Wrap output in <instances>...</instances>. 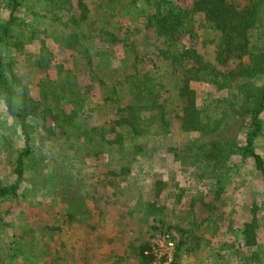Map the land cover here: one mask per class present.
<instances>
[{"label": "trees", "instance_id": "16d2710c", "mask_svg": "<svg viewBox=\"0 0 264 264\" xmlns=\"http://www.w3.org/2000/svg\"><path fill=\"white\" fill-rule=\"evenodd\" d=\"M239 1L0 0V105L23 146L11 166L14 181L0 184V204L17 200L28 183L36 130L54 140L49 153L56 142L77 157L100 160L108 177L121 178L132 173L149 139L177 128L197 137L179 155L177 148L168 150L214 181L217 196L239 160L252 164L264 199V158L255 147L264 136V0ZM138 24L162 41L157 58L179 81L171 92L153 74L149 53L137 51ZM205 31L217 37L215 64L197 46ZM59 54L68 62L58 63ZM22 55L24 70L44 75L34 92L17 72ZM231 61L235 68L219 69ZM193 84L222 96L210 95V106H200ZM94 91L103 104L95 109L107 108L95 126ZM7 141L0 137V154L9 152ZM75 144H81L77 152ZM256 212L243 231L247 246L255 244ZM25 234L17 236L18 249ZM147 251L140 250L143 264L153 261Z\"/></svg>", "mask_w": 264, "mask_h": 264}, {"label": "rangeland", "instance_id": "374dc122", "mask_svg": "<svg viewBox=\"0 0 264 264\" xmlns=\"http://www.w3.org/2000/svg\"><path fill=\"white\" fill-rule=\"evenodd\" d=\"M136 27L140 30L134 37L137 51L149 53L145 59L154 61L153 74L160 76L171 92L179 81L167 63L157 58L162 41L153 31L139 24ZM200 34L197 46L205 59L215 64L217 37L208 31ZM27 52L35 50L28 48ZM120 56L118 49L117 59ZM25 57L21 56L23 63L19 62L17 72L25 74L24 80L33 89L44 75L24 70ZM67 59V55L57 57L58 63ZM145 66L151 69L149 63ZM235 66L231 61L219 69ZM192 88L200 106H210V95L222 96L206 86L193 84ZM91 103L95 111L90 122L99 125L107 108L95 109L103 105L95 91ZM173 108L174 115L180 116L177 103ZM12 126L0 105V137L8 139L10 148L0 154V184L14 181L11 166L23 147ZM32 137L35 152L28 183L17 200L0 204V264H143L141 248L146 246L149 251L152 247L161 254L165 233L174 245L172 264H264V199L249 161L235 162L238 168L229 173L217 196L214 181L182 165L169 151L177 148L179 155L197 137L181 135L177 128L169 137L149 139L132 173L121 178L108 177L100 160L77 157L56 142L55 151L49 153L54 140L40 130ZM255 147L264 158V136ZM80 148L81 144H75V152ZM45 166L51 172H44ZM254 207L255 244L247 246L243 231L252 221ZM24 232L26 240L18 249L17 236Z\"/></svg>", "mask_w": 264, "mask_h": 264}, {"label": "built area", "instance_id": "2783aa9c", "mask_svg": "<svg viewBox=\"0 0 264 264\" xmlns=\"http://www.w3.org/2000/svg\"><path fill=\"white\" fill-rule=\"evenodd\" d=\"M161 248H165L166 250L161 249V254L158 253L154 248L151 247V250L145 253V255H148L152 258L153 264H172V251L174 248V245L171 241V237L169 234L165 233L162 235L161 238Z\"/></svg>", "mask_w": 264, "mask_h": 264}]
</instances>
